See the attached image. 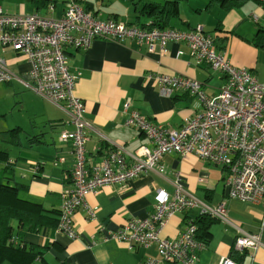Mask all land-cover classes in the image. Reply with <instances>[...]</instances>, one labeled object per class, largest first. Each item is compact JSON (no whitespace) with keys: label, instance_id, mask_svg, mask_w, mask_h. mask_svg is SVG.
<instances>
[{"label":"crops","instance_id":"crops-1","mask_svg":"<svg viewBox=\"0 0 264 264\" xmlns=\"http://www.w3.org/2000/svg\"><path fill=\"white\" fill-rule=\"evenodd\" d=\"M1 1L0 6L6 12L37 13L51 18L60 17L65 3L74 1L99 20L124 21L146 29L151 16L140 12V6L143 2L163 0ZM245 1L252 3L247 12L241 10ZM205 12L214 13V16L204 20L201 14ZM246 15L258 27L264 28V9L258 0H243L240 6L230 9L218 4L210 5L208 0H180L178 15L171 17L169 27L179 30L201 27L206 34H210L206 28L214 27L212 35L215 37L210 36L213 37L216 49L224 51L234 66L246 67L253 73L251 58L256 50L249 43L254 45L257 29L253 33L242 28L239 20ZM172 19L179 25L172 24ZM64 51L69 69L79 74L75 81L74 95L84 102L86 108L84 119L88 123V140L85 144L87 165L97 162L117 146L123 147L125 160L132 163V154L137 148L151 147L150 140L143 132L126 125L128 114L123 110V103L127 99L131 101V109L141 116L171 128H179L186 118L201 113V103L186 91L176 90L171 96L162 95L155 78L157 75L179 74L196 79L202 83L203 91L209 96H216L224 83L222 73L211 69L207 64H196L184 43H167L166 52L161 53L159 47L154 52H148L145 46L132 39L118 42L95 38L86 50L66 46ZM179 51L182 54L178 56ZM7 61L17 77L8 84L17 83L28 88L11 67L18 63V68L26 61L16 57ZM36 98L39 99V119L42 123V127H39L40 140L31 146L24 140L21 147L23 150H13L12 160H15L17 153H24V158L15 164L14 179L26 186L21 191V197L39 202L48 215L57 212L58 222L62 194L72 187L69 174L74 164L72 143L61 141L59 134L71 131L73 124L66 110L40 94ZM225 173L226 170L220 165L194 154H165L146 174L125 183L104 185L97 192L87 194L84 205L73 215L78 233L75 239L57 233L56 227L52 230L44 227L38 234L26 233L24 240L28 244L41 247L47 242L48 246L29 264H137L147 258L157 259L155 244L130 248L113 239L103 240V236L108 230L122 227L128 219H141L153 214L157 201L156 190L163 189L171 195L177 176L185 189L210 205L224 201L228 218L235 225L234 227L214 219L197 264H218L223 257H230L238 264H264V227L261 230L259 228L264 210L260 204L228 197L224 184ZM91 208H96L94 217L89 215ZM197 215L195 209L175 213L161 229V236L176 237L186 222ZM238 229L259 233L262 247L256 250H235L233 244Z\"/></svg>","mask_w":264,"mask_h":264},{"label":"built area","instance_id":"built-area-1","mask_svg":"<svg viewBox=\"0 0 264 264\" xmlns=\"http://www.w3.org/2000/svg\"><path fill=\"white\" fill-rule=\"evenodd\" d=\"M95 38L118 42L127 39L145 46L148 52L157 47L166 52L170 42L184 43L196 64H207L224 75V83L216 96L207 95L198 80L179 74H159L155 78L159 91L171 96L176 90L188 92L202 105L200 114L186 118L179 128L154 123L131 109V101L123 103L127 112L126 125L137 128L150 140L151 147L140 146L127 163L125 150L115 147L103 158L87 165L85 144L88 123L84 119V102L74 95L78 73L69 69L66 46L86 50ZM9 48L16 58L30 64L31 80L23 83L55 105L66 110L73 129L59 134L61 141H71L74 164L69 178V191L62 194L56 232L69 239L78 236L73 215L84 205V197L104 185L125 183L146 174L165 154H194L220 165L226 170L224 184L227 196L260 204L264 210V82H259L246 67L234 66L225 52L217 50L213 37L201 27L179 30L171 27L138 28L124 21L99 20L74 1L65 3L58 18L37 13L13 14L0 6V49ZM182 51L177 52L181 55ZM17 78L8 61L0 55V83ZM174 180V192L156 190L153 214L146 218H131L117 230L107 231L103 240L113 239L133 246L156 245L157 259L147 258L137 264H197L205 244L196 238V226L187 221L174 238L161 236V229L175 213L195 209L235 227L229 220L224 201L210 205ZM96 208L89 209L94 217ZM264 227V211L259 228ZM235 250H256L262 247L259 233L238 229ZM218 264H238L223 257Z\"/></svg>","mask_w":264,"mask_h":264},{"label":"trees","instance_id":"trees-1","mask_svg":"<svg viewBox=\"0 0 264 264\" xmlns=\"http://www.w3.org/2000/svg\"><path fill=\"white\" fill-rule=\"evenodd\" d=\"M179 1L143 2L139 11L151 16L150 24L143 26L146 25L147 29L169 27L171 17L178 15ZM258 1L264 9V0ZM242 2L243 0H208L210 5L218 4L226 9L238 7ZM84 11L90 12L86 8ZM253 41L255 46L264 47V28L257 27ZM22 133L19 126L0 130V264H29L48 246L47 242L41 247L28 244L24 240L25 234H38L44 227L52 230L57 224V212L48 215L39 202L20 195L26 186L14 179V173L16 162L24 158V155L17 153L15 160H12L10 150L20 149L24 140L29 146L40 140L39 133L27 134L25 137H22ZM214 219L209 215L198 214L191 220L196 226V238L204 244L208 241L209 227Z\"/></svg>","mask_w":264,"mask_h":264},{"label":"rangeland","instance_id":"rangeland-1","mask_svg":"<svg viewBox=\"0 0 264 264\" xmlns=\"http://www.w3.org/2000/svg\"><path fill=\"white\" fill-rule=\"evenodd\" d=\"M3 1L5 0H2L1 3ZM247 2L250 3L246 4ZM244 4L241 10L244 12L249 11L252 5L251 1H245ZM182 5L185 4L182 3ZM209 16L213 17L214 13L210 14L205 12L201 14V17L204 20H209ZM172 21H174L172 24L179 25L175 19H172ZM239 22L242 24V28H245L246 31H253V33L256 32L258 24L253 22L249 16L246 15L244 18L240 19ZM213 28L214 27L206 28V31H209L212 35L214 33ZM216 43L218 44L219 41H216ZM249 44L251 48L256 50L253 58H251L252 69L254 70L253 73L259 82H264V47H255L253 44ZM0 55L6 60L15 57V54L9 48H5L4 51L0 49ZM17 64L18 63H16V65L12 64L11 67L19 74L18 77L24 82L30 81V64L25 62L18 68ZM36 97H39L38 93H35L29 88L22 87V85L19 86L17 83H14V85L0 83V130L19 126L23 131L22 137H25L27 134L39 133V127H42V123L39 119V99ZM13 150L15 149H11L10 152L12 153ZM19 150L23 149L20 148ZM22 155H24V153H22ZM1 169L2 163L0 162V170Z\"/></svg>","mask_w":264,"mask_h":264},{"label":"water","instance_id":"water-1","mask_svg":"<svg viewBox=\"0 0 264 264\" xmlns=\"http://www.w3.org/2000/svg\"><path fill=\"white\" fill-rule=\"evenodd\" d=\"M226 193L228 194V187H226Z\"/></svg>","mask_w":264,"mask_h":264}]
</instances>
